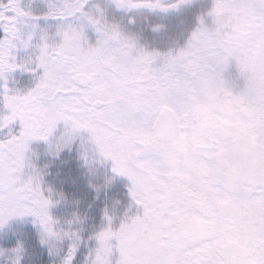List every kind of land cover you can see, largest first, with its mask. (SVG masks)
Segmentation results:
<instances>
[{
    "label": "snow or ice",
    "instance_id": "6c2138e0",
    "mask_svg": "<svg viewBox=\"0 0 264 264\" xmlns=\"http://www.w3.org/2000/svg\"><path fill=\"white\" fill-rule=\"evenodd\" d=\"M46 2L0 0V233L28 219L40 249L0 236V264H264V0L178 34L194 0ZM73 153L96 199L129 182L98 228L52 211Z\"/></svg>",
    "mask_w": 264,
    "mask_h": 264
},
{
    "label": "rangeland",
    "instance_id": "374dc122",
    "mask_svg": "<svg viewBox=\"0 0 264 264\" xmlns=\"http://www.w3.org/2000/svg\"><path fill=\"white\" fill-rule=\"evenodd\" d=\"M22 4L26 8H30L35 12L46 10V0H22ZM211 0H194L191 6L184 8L179 13H172L170 16L169 26L173 34H178L181 30L188 29L194 23L196 15L210 7ZM183 21V23H181ZM41 25L53 24V21H41ZM231 75L236 77L238 70L233 64L231 67ZM17 80L26 82L29 79V74H15ZM242 86V79L239 80ZM35 147V145H34ZM79 162L75 159V153L69 157V162L63 166L52 169V176L46 179L54 182L58 188H61L69 197L67 204H60L52 209L56 215H68L73 211H79L81 215L86 216L85 227H99L102 222L103 209L105 206L111 207L112 202L118 200V214L122 215L123 211L130 203V198L127 195L128 180L126 177L116 176L112 184L106 190H102L99 199H96V193L87 187V180L83 176V170L79 168ZM108 167L110 168V162ZM59 171V175L56 173ZM79 201L74 204L72 201ZM4 237L3 242L9 246L14 243L17 237L24 238L30 245V251L34 248L37 252L40 251L35 230L28 219L13 220L4 233H0ZM32 239L36 241V246L32 244ZM44 258L47 259L46 253Z\"/></svg>",
    "mask_w": 264,
    "mask_h": 264
},
{
    "label": "trees",
    "instance_id": "16d2710c",
    "mask_svg": "<svg viewBox=\"0 0 264 264\" xmlns=\"http://www.w3.org/2000/svg\"><path fill=\"white\" fill-rule=\"evenodd\" d=\"M32 244L36 246V241L34 239H32Z\"/></svg>",
    "mask_w": 264,
    "mask_h": 264
}]
</instances>
